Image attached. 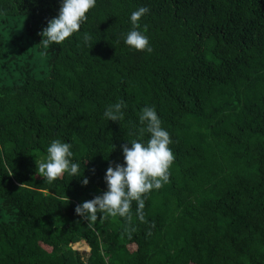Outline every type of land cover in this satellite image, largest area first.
Returning <instances> with one entry per match:
<instances>
[{"label":"trees","instance_id":"1","mask_svg":"<svg viewBox=\"0 0 264 264\" xmlns=\"http://www.w3.org/2000/svg\"><path fill=\"white\" fill-rule=\"evenodd\" d=\"M60 6L0 0V264H264V0H97L79 33L44 48ZM139 7L151 52L123 41ZM119 101L124 119L108 121ZM145 106L173 140L170 179L144 222L134 201L131 222L88 224L75 208L107 191ZM54 139L87 186L36 172Z\"/></svg>","mask_w":264,"mask_h":264},{"label":"clouds","instance_id":"2","mask_svg":"<svg viewBox=\"0 0 264 264\" xmlns=\"http://www.w3.org/2000/svg\"><path fill=\"white\" fill-rule=\"evenodd\" d=\"M97 0H61L58 16L47 22L40 35L39 44L44 48L60 45L65 40L79 33L87 20V13L94 9ZM150 11L147 7H139L130 15L131 30L123 37L127 46L137 51L151 52L149 37L141 30V18ZM85 43L90 38L84 37ZM123 101L107 106L104 116L108 121H121L125 117ZM138 138L127 140L122 145L123 164L109 166L105 173L107 191L82 202L75 208L78 216L83 217L88 224L97 221L100 216L126 218L131 222L132 202H136V215L144 222L143 209L145 197L153 190L160 189L170 179V168L175 161V155L170 147L173 140L169 131L162 126V120L155 107L145 106L139 115ZM149 134L147 142L144 134ZM130 145V147H129ZM73 145L61 139H54L47 147L43 157L35 156L36 172L48 182L56 181L65 174L81 179L82 186H87L89 180L84 176L85 163L74 159ZM12 175V171L10 174ZM100 214V216H98Z\"/></svg>","mask_w":264,"mask_h":264},{"label":"rangeland","instance_id":"3","mask_svg":"<svg viewBox=\"0 0 264 264\" xmlns=\"http://www.w3.org/2000/svg\"><path fill=\"white\" fill-rule=\"evenodd\" d=\"M75 247L79 250H82V251H88V247L85 243H79L77 245H75Z\"/></svg>","mask_w":264,"mask_h":264}]
</instances>
